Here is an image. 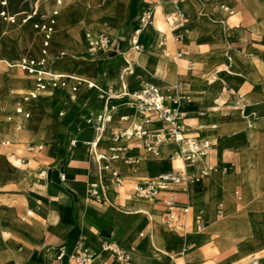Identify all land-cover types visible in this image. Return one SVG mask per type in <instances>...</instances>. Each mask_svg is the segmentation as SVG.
<instances>
[{
	"label": "crops",
	"instance_id": "1",
	"mask_svg": "<svg viewBox=\"0 0 264 264\" xmlns=\"http://www.w3.org/2000/svg\"><path fill=\"white\" fill-rule=\"evenodd\" d=\"M85 1L96 3L94 0V2L91 0ZM178 1L187 19V27H197L200 29L196 38L189 40L188 43H186L188 38L181 44L175 43L172 40L164 19L166 13L165 7L155 8L152 26L141 28L144 30V33H139L137 39L144 47H149L159 40H164L165 44L162 48L149 50L154 53L166 51V55L170 57L173 51L174 54L177 51H189L194 55L191 58L194 64L193 70L186 63L176 68V83H181L182 87L184 86L180 91H183L187 98L189 97L191 100L189 103L180 102V111L185 116L183 122L188 128V135L197 142L207 141L210 143L206 160L218 170L216 176H212L203 182L200 181V183H190L186 192H183L180 186L174 185L160 190L155 199H142L147 203L148 212L153 216L149 218L147 215L126 214L128 213L125 212L127 208H130V211H134L139 206L138 203L131 200L135 197L133 188L148 178L168 171L184 172L187 174L193 173L194 176H198L201 161L195 162L191 168H184L185 164L180 156L175 157L172 155L171 149L168 146L171 142H167L161 146L159 158L146 159L135 140L126 142L124 145L128 147L125 152L127 157L138 158L139 162L133 165L124 164L121 160L111 163V168L117 170L123 180V184L120 187H116L113 184L108 171L99 174L92 161L91 155L93 151L104 155L109 154L108 148L112 144L111 137L116 131L134 126L141 121L140 116L134 114L133 110L126 107L122 101H111V104L115 105L116 108L112 113L110 122L106 124L105 131L100 140H97V132L94 128L96 127L95 124H88L86 122L88 118L94 119L97 115L101 114L106 103H108L100 91L98 92L93 87L89 88L88 84L98 86L101 91L111 86L116 93L120 91L121 82L126 85L127 92H133L141 88L144 84H148L146 82L145 70L141 67L137 72V78L134 81L130 80L135 66V52L127 50L126 41L136 30L133 23L134 18L141 10L149 8L152 4H134V14L136 12L137 14L129 23L127 31L118 40L109 37L112 40L111 51L98 54V58L101 54L102 57L96 72L91 73L92 83H71V85H75L71 87L73 89L75 88L76 91L71 90L70 92L75 95H78L79 88L81 90H87L85 91V96L80 98L82 101L77 106L70 107L64 121L57 125V133L54 135L52 142H30L27 144V152L36 155H45L46 157L41 158L45 160V164H41L37 168L35 176H33L39 184L30 190H26L24 183L21 182L23 179L21 178L22 175L15 170L4 171L2 170L3 167L0 166V183L5 180H10L18 185L20 189L24 190L22 192V198L15 201L16 207L12 209L0 208V216L9 217V215H14L20 222H25V229H21V231L17 230V234L3 230L0 224V264H67L65 259L57 260V256L60 252H63L65 256L71 254L79 239L94 253L95 258L93 264H115L107 253L101 252L100 246L103 242L112 243L126 249L132 256L133 264H173L170 257L174 256L177 250H184V246H187L188 250L196 253V258L203 259L206 256L204 254L211 249V245H215L220 253V260L216 264H247V259L260 249L262 243L258 240L253 239L249 244H242L239 242V239L243 234L250 232L251 226L264 221V197H258L253 200L248 199L246 206L247 222L233 230L234 238L238 245L249 247L253 244V250L246 252L242 256L238 255L235 257L231 255V252L222 253L215 236L211 234L198 235L195 229L194 219L197 216H200L204 226H206V221L208 222L209 220L208 218L204 221L201 212L204 207L206 208L214 204V219L219 220L222 217V207L221 215H217V210L220 206L218 203L222 191L215 179L221 185L223 177L228 176L226 187L234 195V209L238 211H241L243 208L244 196L249 198V194L252 191H255V194L264 193L261 187V183L264 181V109L255 107L250 103L253 93L247 88V80L243 76L244 73L251 71L248 65L242 64L237 58L233 59L234 62L232 64L227 60L230 56L220 55V51H218L216 45L206 43L204 46L198 44L200 46L199 48L192 45L205 28L198 24H191L188 20L190 16L197 14L199 18H203L207 14L205 11L215 6L221 12L223 0ZM25 2L27 4H34L32 11L30 13L23 11L20 14L11 16L10 18H13V22L2 18L6 20V24H14L16 21L22 24H29L28 22L30 20H32L30 22H38L39 19L33 18L38 14V3L40 0H25ZM64 2L65 0H62L58 5L56 0H51L53 4L52 11L41 25L49 26L50 20L55 19L54 25L51 26L52 32L49 34L48 46L46 48L43 47L45 31L41 30V32L39 30L42 35L40 53L42 55V50L46 51V55L42 56L48 60V49L53 42L54 28H57V33L60 31L57 34V38H60V41L62 38L72 39L67 31H62L63 28L68 27V21L61 19L62 17L59 14V9L63 7L62 4ZM112 2L114 4H111V6L121 5L117 4L121 0H113ZM197 4L200 5L199 10H197ZM123 5H126L127 11L121 25L134 15L130 13V0L129 4ZM205 6L208 7L206 8ZM155 19H159L160 21L162 19L164 24L163 29L159 30L154 27ZM96 24L98 23L95 22L94 25H91L93 30L100 27L99 25L96 26ZM33 26L35 27L34 29L38 30L36 28L37 25L33 24ZM23 27L27 35V26L24 25ZM92 29L85 30V54L87 50L86 35L90 32L89 30L93 31ZM86 31L88 32L86 33ZM33 40L34 34L31 41ZM16 46L17 44L12 40L11 52H16ZM75 48L79 51L80 49L82 50L83 46L77 47L75 45ZM58 49H65L67 52L73 50L70 46H59ZM21 50L25 49L19 45V52ZM125 51H131L132 53H123ZM118 53L122 54L119 55ZM0 56H6V54H0ZM18 56L21 57L20 54ZM116 58H118L117 61ZM31 60L38 61L35 57ZM105 61L106 63H104ZM125 61L131 64L132 73L125 75L121 81L120 76ZM149 61L158 62V56H150ZM43 66L44 70H49L46 64ZM109 71H111L110 76L107 78L106 75ZM211 72L216 76L215 78L209 75ZM0 74L3 76L0 83L1 99L5 98L7 93H10L13 86L10 76H5L3 73ZM29 74H35L37 78L36 73ZM191 78L197 80L195 87L207 94L204 104L205 108L214 105L218 108L215 117H208L207 111H204L205 113L200 111L195 100L198 93L193 88ZM61 79L59 78V80ZM150 85H154L160 90L166 88L163 85ZM96 93H100L101 95L99 101H95L96 97L90 99ZM86 97L87 99L85 100ZM29 100H34V98H30ZM48 103L49 99L44 101L42 110L35 112L34 125L37 131H50L52 119L51 114L46 112ZM64 107H68V104ZM78 114L79 117L77 118L76 116ZM121 117H126V120H121ZM25 118H28V115ZM212 119L218 122L219 134H216L214 130L210 129ZM247 120L255 121L259 126L251 130L246 125ZM81 121L92 125V127L82 126L77 132V136L83 145L94 140L96 147L92 149L93 151H89L84 147L74 149V145L70 146V141L73 138L69 139L68 132L73 127L72 125H77ZM70 126L72 127L70 128ZM160 126V123L153 122L149 125V128L155 129ZM10 135V130H0V136L2 138H9ZM10 140L17 139L11 136ZM8 143L6 142V144ZM29 146L35 148L42 146V149L28 151ZM257 160H260L261 163L256 164L255 162ZM96 182H100L104 186L103 194L107 202L97 203L89 201L88 186ZM25 191L29 194L41 196L42 200L40 201L35 197L28 196ZM235 192L240 196L239 201L237 200ZM167 195L174 196L179 203L186 204L189 207V214L184 218L186 231L184 236L181 230L172 228L168 230L162 224L166 217L162 199ZM82 200H84L85 204H83ZM25 208H27L26 218L19 217ZM7 211H11V214ZM30 212L31 214H29ZM232 217L229 215L228 218L231 219ZM156 229L157 232L154 233ZM21 236H26L27 238H21ZM6 238H10V242ZM6 243H10V250L14 253L13 257L6 252L3 257ZM163 252L164 258L158 259L156 255L158 253L163 254ZM198 253L200 256H198ZM178 255L183 254L179 253ZM254 259L258 260L259 264H264V254L252 260Z\"/></svg>",
	"mask_w": 264,
	"mask_h": 264
},
{
	"label": "rangeland",
	"instance_id": "2",
	"mask_svg": "<svg viewBox=\"0 0 264 264\" xmlns=\"http://www.w3.org/2000/svg\"><path fill=\"white\" fill-rule=\"evenodd\" d=\"M94 1H96V3H90L89 1H85V0H65V2L62 4L63 7L59 9V14L62 17L61 19L65 18V20L68 21V27H66L65 29L63 28L62 31L63 32L67 31L70 34V26L76 20L75 14H77L78 16H82L85 22L80 31V40L82 42V43L80 42V47L83 46V48L82 50L80 49L79 51H77L76 50L77 48H75L74 41L63 38L60 41V38H57L58 37L57 34H59L60 31H58L57 33V28H54L53 42L50 44V47L48 49L49 50L48 53L49 60H48L46 57H43L40 53L42 35L41 32L39 31V28L45 22V20L52 11L53 4L51 3V0H40V2L38 3V14L36 17L33 18V19H39L38 22H30L32 21L30 20L28 22L29 24L27 23L22 24L16 21V23L14 24L9 23L8 26H5V29L1 27L2 18H7L8 19L7 21L10 22L9 18L13 15L20 14L23 11H27L30 13L33 9L34 4H27L25 0H0V54L2 55L6 54V56H0V73H3L5 76L8 77L10 76L13 86L10 93H7L5 95V98L0 99V126H2L0 130L6 131L5 122L7 119H9L8 116L5 114L7 110L5 109L6 107H8L9 111L16 110L18 109V107L26 108L28 109L27 113H24L23 116L21 115V119H26L25 117L27 115L31 119L32 117L33 118L36 117L35 112L42 110L44 101H47L49 99L47 110L51 112L50 114L52 119L50 131L47 132L40 131V133L36 136L29 134L25 130L19 132L17 135L16 134L10 135L9 138H2L0 136V166L3 167L2 170L4 171L15 170L20 175H22L21 178L23 179L21 182L24 183L26 190H30L39 184L37 180L33 178V176H35V172L37 168L41 164H45V160L41 158H46L45 155H40V154L36 155L34 153L27 152L26 151L27 144L30 142L33 143L52 142L54 135L57 133L56 132L57 125L60 122L64 121V119L67 116L68 109L70 107L77 106V104H75L74 102L68 104L67 103L68 99H66L67 95L65 94L54 95V96L36 94L33 90L34 88L30 85L31 82L28 72H24L22 71L21 68L16 66L17 63H19V60L20 61L31 60L33 59V57H35L38 59V61L40 62L43 61L44 65L46 64L47 68H52L53 70L58 69V70L73 71L74 73L77 74L74 68L66 67L63 64V62H65V60L68 59L71 54H73L77 58L84 59V60L81 59V62L84 66H90L91 64L94 63H96L99 66L100 65L99 61L101 60L102 54L99 56V58L96 57L92 60L88 59L85 54V45H84L85 30L89 28L92 29L91 25L92 24L94 25L95 22H97L98 24H96V26L99 25L100 27L96 30L92 29L93 31L89 30L91 31V33L94 34L104 33L107 34L109 37L118 40L127 31L129 23L137 14V12L134 14L135 12L134 4H154V1L156 0H130V4H131L130 13L134 15L126 22H124L123 25H121L123 23L122 20L127 11L126 8L123 7L124 4L123 0H121L120 6H115V7L114 6L110 7L108 5L110 0H94ZM230 2H231V7H229L227 10L221 9V12L223 13H221L219 9L215 6L213 8L211 7L210 9H208V11L206 10L205 12L207 14L203 18H199L197 14L190 16L188 20L191 22V24L192 23L198 24L201 25V27L205 28L200 33L198 39H196L195 42L192 43V45L197 46L198 48L200 47L198 44H202L204 46L206 43H208L209 45H216V48H218V51H220V55L222 56L227 55L232 57L233 59L237 58L241 61L242 64L248 65L251 71L244 73L243 76L247 80V88L250 90V92L253 93V97L252 100H250V103L255 107H260L261 109H264V0H230ZM2 3H5V5H3ZM205 7L207 8L208 6ZM199 8L200 5L197 6V10H199ZM111 9L112 10L114 9L113 13ZM2 13L5 14L4 17L1 16ZM161 23H162V28H164L162 19H161ZM33 24L38 26V30L34 29L35 27L33 26ZM24 25L27 26V30H26L27 35L24 31V27H23ZM112 29H117V30H112ZM189 30L190 28L188 27V36H187L188 40L186 43H188L189 40H191V38L189 37ZM87 32L88 31H86V33ZM33 34H34V40L31 41L33 39ZM140 34H143V32H141ZM12 40L17 44V46L15 47L16 52H11ZM19 45L23 46L25 50H21L19 52ZM59 46H70L73 50L71 52H67L65 49L59 50L58 49ZM148 50H152V48L150 49L148 48ZM127 52L130 53L131 51H125L123 53H127ZM24 53H27L29 56L23 55ZM187 53L192 54L189 51H187ZM18 54H20L21 57H19ZM143 54L144 52L139 53V55H143ZM136 55H138V53L134 54V63H135ZM173 55L174 53L172 52L170 57H173ZM125 59L127 60V58ZM117 60L118 58H116V61ZM5 61H8L9 63ZM104 63H106V61ZM185 63L189 65L192 68V70L194 69V64L192 63L191 59L185 60L183 63H180L179 66H182ZM138 70L139 68L136 66L135 63L133 76L134 75L136 76H134L131 79L132 81H134L137 78ZM110 72L111 71L107 73L106 75L107 78ZM209 75L212 78L216 77L215 75H213L212 72L209 73ZM176 77L177 76H175L172 79H168L167 81L159 82V84L157 85L166 86V89L170 91L171 88L169 87L175 85ZM2 79L3 76L2 74H0V83ZM65 80H69V79H65ZM190 80L192 84L197 83L195 82L196 79L194 78H191ZM71 86H75V85H71ZM181 88H184V86ZM86 90L87 89L81 90V88H79L77 92L78 94L77 98L80 99L82 96L84 97ZM69 91H71V88L69 89ZM31 94L34 96V100H29ZM96 94L92 95L90 99L97 97ZM87 97L85 98V100L87 99ZM21 99L28 101L23 102L21 104L20 103ZM63 99H65L63 103H67L68 107L63 108L61 104V101ZM187 99H188L187 102L189 103L190 98L188 97ZM99 100L100 99L98 98V100L95 101H99ZM197 104L200 111L208 110V108H205L204 106L205 103L203 104L202 102H197ZM63 110H65V115L59 117L60 115L59 112ZM179 110H181V104L179 105ZM76 117L78 118L79 114ZM13 118L10 119H12L14 122L20 120L15 116H13ZM79 124L80 125L85 124L87 127L91 126L84 121L79 122L78 125ZM212 124H214L213 121ZM74 125H72L73 127L70 126V128L72 127L71 129L67 128L70 129L69 132L73 130ZM214 131H218V130H214ZM11 136L15 137L17 140H10ZM6 142L9 143L6 144ZM73 142H74V149L84 147L85 149L90 151L89 145L87 144L83 145L78 137L73 139ZM255 163L259 164L261 163V161L257 160ZM215 170H217L216 167L214 168V171ZM207 176L208 175L202 178H206ZM261 187H262V191H264V181H262ZM22 192H24V190L20 189L18 185H16L12 181L10 180L2 181L0 183V208L12 209L16 207L15 201L22 198L23 195ZM25 192L28 196L35 197L37 198V200L40 201L42 200L41 196L29 194L27 191ZM258 197L259 198L264 197V193L254 195V198H252L251 200ZM145 204L148 208L147 203ZM242 207L243 208L241 211L235 209L236 214H243V212L247 213L246 205L245 206L243 205ZM26 212H27V208H25L20 213L19 217L26 218ZM149 214H136V215L149 216ZM131 215H135V214H131ZM213 215H214V211H213ZM7 221L6 220L0 221V224L4 229H22L20 225V221L18 219H15L14 221L10 219ZM162 224L166 229L171 230L170 227L166 226L164 223ZM207 230H208L207 234H211L216 237V242L219 238H221L220 234H218L216 231H210L207 228V226H204V229L200 231L201 233L198 232L197 234L202 235ZM253 239L260 241L262 245L254 255H252L247 259V264L253 258H259L262 254H264V221H261L258 224L256 225L254 224L253 226H251L250 232L248 234H243L239 239V242L242 244H249L250 242H252ZM226 244L228 245L227 241ZM211 246H212L211 249H209L207 253L204 254L206 256L203 259L196 258L195 255L196 253H193V251L188 250L187 246H184V250H177L174 256L170 258L173 264H216L220 260V253L218 252V249L217 247H215V245H211ZM237 248L240 249L241 251L237 252L236 247L228 246L226 252H231V255L237 257L238 255L242 256L246 252L253 250L247 246L244 247L240 245H237ZM179 253L183 255H178ZM156 256L158 259H163L164 252L163 254L158 253ZM198 256H200L199 253Z\"/></svg>",
	"mask_w": 264,
	"mask_h": 264
},
{
	"label": "built area",
	"instance_id": "3",
	"mask_svg": "<svg viewBox=\"0 0 264 264\" xmlns=\"http://www.w3.org/2000/svg\"><path fill=\"white\" fill-rule=\"evenodd\" d=\"M62 0H56L59 5ZM3 5L5 3H2ZM166 13L164 16L165 22L168 26V31L171 34L172 40L177 43H183L188 34L187 19L183 13L180 2L178 0H156L149 8L141 10L134 18L133 23L136 30L126 41L127 50H131L135 53H141L150 48H162L165 44L164 40H159L149 47H144L138 42V29L144 27H151L153 23L155 8H165ZM4 17V13L1 14ZM13 22V18H9ZM49 26H43L42 30L45 31V40L43 47L48 46ZM87 41V55L89 57H95L99 50L109 52L112 48V40L108 35L103 33L93 34L88 33L86 35ZM45 53V52H43ZM121 55L122 53H118ZM43 62L35 60H21L19 67L22 70L31 73L36 69H40L37 73V81L40 82L44 73ZM131 64L125 61V65L121 71L120 79L122 81L125 75L131 74ZM89 88H96L104 96L108 103L103 109V112L96 116V118H88L86 122L88 124H95V130L97 132V140H100L102 134L105 131L106 124L110 122L112 113L115 111L116 106L111 104V101H122L124 105L136 112L141 118L139 124L131 127L123 128L116 131L111 137V146L108 148V155L99 154L95 151L92 152V161L99 174L104 171L110 173L111 180L116 187H120L123 184V180L119 172L111 168V163L117 160H121L124 164L133 165L139 162L138 158L127 157L126 150L128 147L124 145L126 142L135 140L138 147L141 149L142 154L146 159H157L160 156V148L163 144L171 142L176 144L180 158L184 162V168H191L194 165L195 158L201 159V168L199 170V176H206L213 171L214 167L206 160L207 152L210 148V143L197 142L192 139L187 132V126L184 124V114L179 110L180 102H187L186 96L178 94L182 84L176 83L171 90L166 88L160 90L154 85L144 84L138 90L133 92H127L126 85L121 82L120 91L115 92L111 86L101 91L98 86L88 84ZM39 87L38 89H42ZM73 91H76L74 88ZM202 114V113H201ZM121 120L125 121L126 117H121ZM153 122L160 123L159 128L150 129L149 125ZM74 145L73 140L70 141V146ZM96 147V143L93 144V148ZM34 149L41 150L42 146L28 147V151ZM195 180L193 173H181L175 171H168L157 174L152 178L144 180L141 184L133 188L135 197L143 199H155L158 193L162 189H166L170 186H180L183 192L187 191L190 183ZM104 186L100 182L91 183L88 186V199L92 202H107L104 198ZM237 200H240V196L235 192ZM163 208L166 211V217L164 224L172 229H179L184 236L185 220L184 218L189 214V207L186 204L179 203L174 196L167 195L162 199ZM31 214V212L29 213ZM217 215H221V206L218 207ZM194 225L197 232L204 229V224L201 221L200 216L194 219ZM101 252L107 253L115 264H133L131 254L124 248L112 244L103 242L100 246ZM94 253L87 248L83 241L79 239L74 251L66 255L60 252L57 256V260L65 259L67 264H93ZM250 264H259V261L254 259Z\"/></svg>",
	"mask_w": 264,
	"mask_h": 264
},
{
	"label": "bare ground",
	"instance_id": "4",
	"mask_svg": "<svg viewBox=\"0 0 264 264\" xmlns=\"http://www.w3.org/2000/svg\"><path fill=\"white\" fill-rule=\"evenodd\" d=\"M112 1L113 0H110L109 1V4L108 5L110 7H111V4H114ZM123 1H124V4H128V2H129V0H123ZM117 4H120V3H117ZM222 4H223V7H222L223 10H227L229 7H231L230 0H223ZM125 6L126 5H123V7H125ZM113 10H112V13H113ZM82 14H83V12H82ZM4 16H5V14H4ZM75 16H76V20L70 26V36L72 37L71 40L75 42V45L77 47H80V42H81V40H80V31H81V29H82L85 21H84V19H83L82 16H78L77 14H75ZM6 20H8V19L6 18ZM6 20L2 19V22H1V27L4 28V29H5V26H8L9 25V23H7V24L5 23ZM54 23H55V19L54 20L53 19L50 20V26H53ZM153 25H154L155 28H157L159 30L163 29L162 28V23H161V21L159 19H155ZM42 27L43 26H41L39 28L40 31L42 30ZM36 28H38V26H36ZM199 30L200 29L197 28V27L190 28V30H189V37L191 39L192 38L193 39L196 38V36L199 34L198 33ZM51 32H52V28H50V33ZM141 32L144 33V30L138 29V35ZM89 33H91V31ZM187 36H188V34H187ZM187 36H186V38H187ZM186 38L184 39V41L186 40ZM86 45H87V41H86ZM43 52H45V53H43ZM101 52H105V51L99 50L97 52V55L95 57H92L91 58V57H89L87 55V50H86V55H87V57L89 59L92 60V59L96 58L98 56V54L101 53ZM23 55H28V54L27 53H24ZM42 55L45 56L46 55V51L42 50ZM152 55H157L158 56V62H150L149 61V57L152 56ZM193 56L194 55H192V54H188L187 51H185V52H179V51H177L173 55V57H169V56L166 55V51H158V52L154 53V52H151V51L147 50V51L144 52L143 55H139V53H138V55H136L135 63H136V66L138 68L141 67V68H143L145 70L146 82L149 85L150 84H159V82L167 81L168 79L174 78L177 75L176 74V68L179 66V64L180 63H183L185 60L191 59ZM81 59L80 58H77L75 55L71 54L70 57L68 59H66L65 62H63L64 66L69 67V68H74V70L77 72V74L74 73L73 71L58 70V69L53 70L52 68H49V70L47 69V70L44 71V73L42 75V78H41V81L38 82L37 81L38 77L36 78V75L35 74H29L28 73V75L30 76V82H31L30 85L34 88L33 89L34 92L36 94H38V95H48V96L65 94V95H67V98L66 99H68V102H67L68 104L71 103V102H74L75 104H78L79 101H81L82 99H78L77 98V95H75V94H73V93H71L69 91L70 88H71V90H73V88L71 87V83H73V82H80L79 84H81L82 82L92 83L93 80L91 78V73L92 72L93 73L96 72V69L98 68V65L96 63L91 64L90 66H84L82 64V62H81ZM82 60H84V59H82ZM227 60H229L232 64L234 62L233 58H231V57L228 58ZM5 62L9 63L8 61H5ZM41 62H43V61H41ZM43 64H44V62H43ZM16 66L19 67V63H17ZM39 70L40 69H36L33 72L36 73V71L38 72ZM33 72H31V73H33ZM155 74H157V75H155ZM109 76L110 75H108V78H109ZM134 76H136V75H134ZM134 76L132 75V77L130 78V80ZM59 78H62V79L59 80ZM65 79H69V80H65ZM195 82H197V81L195 80ZM174 86L175 85H173V86H171L169 88H173ZM195 86H196V83H193V88L198 93V96L196 97L195 100L197 102H202L204 104L205 103L204 100H206L207 94L206 93H203L202 90H199V88H197ZM39 87H43V88L40 90V89H38ZM178 94H181V95L186 96L183 91H179ZM30 98H34V96L31 94ZM98 98L101 99L100 98V93L97 94V97H96L95 100H98ZM64 100L65 99H63L61 101V104H62L63 108H64L65 105H67V103H63ZM24 101H27V100H22L21 99L20 103L22 104ZM180 104L181 103H179V105ZM2 108H4V107H2ZM5 109H7L6 112H5V114L9 118L5 122V127H6V130H10L11 135H15V134L17 135L19 132H21L23 130L27 131L29 134L34 135V136H36V135H38L40 133V131H37L35 129V125H34L35 118L32 117L30 119V117H28L26 119H21V115L23 116L24 113H27V110L28 109L23 108V107H18V109L13 110V111H11V110L9 111L8 110V107H6ZM9 109H10V107H9ZM206 111H207V116L208 117H215L216 116V113L218 111V108L214 105V106L208 107V110H206ZM46 112L48 114L51 113L48 110ZM202 112L205 113L204 111H202ZM59 113H60L59 117L60 116H63V115H65V110H63V111H61ZM134 114H136V112ZM13 116L19 118L20 120H17L16 122H14L12 119H10V118H13ZM212 121H213L214 124L211 125L210 129L218 130L219 129V126H218L217 120H213L212 119ZM246 125H248L251 130L256 129L259 126L255 121H250V120H247L246 121ZM82 126H86V125L85 124H82V125H80V124L78 125L77 124V125H75L74 128H73V130L70 131L69 134H68L69 138H73V139L77 138L78 137L77 136V132L81 129ZM89 127H92V125L89 126ZM216 132H217V134H219V131H215V133ZM20 140H22V139H20ZM93 144H94V140H91V142L87 144V145H89V149L90 150L93 149ZM168 146L171 149V152H172V155L173 156H175V157H179L180 156V153L178 152V150L176 148V144L171 143V144H168ZM195 161L196 162H199V161H202V160L199 159L198 157H196L195 158ZM217 172H218L217 170L214 171V169H213L212 172H210L209 174H207L208 176L206 178H202V179H201V176H199V174H198V176H195V180L193 181L194 182L193 184L200 183V181L203 182L204 180H206V179H208V178H210L212 176H216ZM215 180H216V183L218 184V186L220 187V189L222 191V195H221V198H220V201H219L218 204L223 208V213H222V217L219 220H215L214 219V215H213L214 204H211L210 203L211 205H209V207H206V208L204 207L202 209V214H203V216L205 218V221L209 218L208 222L206 221V226H207V228L210 231H216L218 234H220L221 238H219L217 240V242H218L217 244H218V246L220 248V251L222 253H225L227 251V247L228 246L236 247V251L237 252H240L241 250L237 248L238 243H237V241L234 238L233 230L236 227L241 226V225H243V224H245L247 222L246 221V213L243 212V214H236V211L234 209V195L226 187V183L228 181V176H224L223 177V181H222V184L221 185H219L217 179H215ZM202 193H204V192H202ZM254 195H256L255 194V191H252L249 194V198L246 197V196H244V203H243V205L244 206L245 205L247 206L248 199L254 198ZM142 199L139 198V197L132 198L131 200L134 201V202H136V203H138L139 206L136 207L134 211H130V208H127L125 210V212H128V213H126V214H135V215L136 214H149V212L147 211V206L143 202ZM82 202H83V204H85L84 203V200H82ZM246 211H247V209H246ZM7 212L9 214H11V211H7ZM229 215H231L233 217L230 219V218H228ZM152 217L153 216L151 214H149V218H152ZM10 219L14 221L16 219V217H14V215H11V216L9 215V217L0 216V221L1 220L2 221L3 220H6L7 221V220H10ZM24 223L20 222V225H21L22 229H25V227H24L25 224ZM152 226H154V225H152ZM4 227H6V226H4ZM2 229L5 230V231H8V232H11V233L14 232L15 234H17L16 233L17 230L21 231V229H4L3 227H2ZM156 232H157V229L154 231V233H156ZM207 233H208V230L205 231L202 235H206ZM24 237L27 238L26 236H21V238H24ZM9 240H10V238L7 239V241H9ZM12 241H13V239H12ZM226 241H227L228 245L226 244ZM9 244L10 243H6V247L7 248L4 247L3 257L5 255V252L8 253L9 255H12V257L14 256L13 251L10 250V245ZM252 247H253V244H251L249 246V248H251V249H252Z\"/></svg>",
	"mask_w": 264,
	"mask_h": 264
}]
</instances>
